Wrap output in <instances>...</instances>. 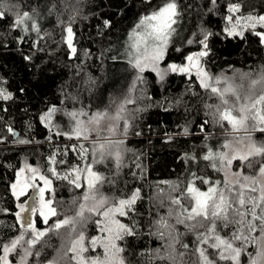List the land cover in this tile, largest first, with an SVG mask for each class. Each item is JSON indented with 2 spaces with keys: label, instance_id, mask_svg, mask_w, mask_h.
<instances>
[{
  "label": "trees",
  "instance_id": "trees-1",
  "mask_svg": "<svg viewBox=\"0 0 264 264\" xmlns=\"http://www.w3.org/2000/svg\"><path fill=\"white\" fill-rule=\"evenodd\" d=\"M162 2L8 0L5 16L0 19V78L6 80L15 99L0 102L7 107L6 112L0 111V136L7 137L0 142V209L9 210L0 211V242H7L20 231L12 227L18 223L14 216L17 201L9 187L19 168L27 163L47 174L45 169L52 166L47 158L55 155L57 172L64 174L72 166H83L79 151H71L72 146L78 149L79 145L89 149L88 159H91L90 141L55 135L53 127L40 119L41 115L50 107H56L58 112L52 118V125L59 131L69 132L73 122L67 113L82 109L89 116L104 110L115 114L119 105L131 98L135 102L126 105L130 126L123 137L124 166L117 172L114 161L107 160L94 167L95 171L115 181L113 184L105 182L101 191L106 196L122 198L135 188L141 190L135 211L129 217L118 216L123 223L135 222L138 232L135 238H127L128 251L124 257L131 264H198V254L194 251L195 232H188L184 225H176L181 234L180 242L175 245V261H170L153 255V250L160 249V256H166V242L150 235V231L159 217L167 215L168 208L172 207L169 200L177 195L165 182L183 190L189 171H194L223 183L224 173L212 169L209 162L199 157L204 154L206 143L223 141L225 130L230 131V126L225 122L222 129L211 123L207 105L218 104L219 100L200 87L194 75L189 79L186 74L169 73L161 82L150 69L140 73L129 63L128 45L135 26L143 15ZM178 3L182 16L175 26L177 35L172 38L160 65L165 68L171 63L184 64L188 55L200 50L198 43L188 44L187 40H199L201 30L208 31L213 33L208 39L210 52L202 61L209 74L221 80L214 86L223 89L231 84L242 95L249 90L259 94L264 84L253 86L251 81L264 71V44L252 31H245L241 38L228 36L223 29L227 4L240 3L243 13L264 14V0H217L216 5H211L209 0H178ZM24 12L42 19L39 33L14 29L13 19ZM104 21H109V26H105ZM69 23L75 33V57L69 56L65 43ZM260 30L258 25L256 31ZM21 37L23 42L19 41ZM247 73L251 76L244 75ZM138 76L142 79H137ZM20 88L24 89L23 93L18 91ZM226 98L232 101L231 95ZM81 119L86 121L87 118ZM205 121L209 123L205 133H201L199 126ZM123 124L124 121H120L121 128ZM6 125H11L18 136L6 132ZM184 126L189 128L190 134L179 135L171 142L166 140V133L175 134ZM206 134H211L212 138L205 141ZM253 137L258 142L264 141V135L259 132ZM18 140H31L32 143L21 144ZM66 148L69 150L65 151ZM185 153L195 154L197 161H190ZM61 158L67 164H60ZM233 169L239 170L238 161ZM244 174L254 173L245 169ZM52 179L58 213L74 216L85 188L76 189L65 180ZM34 219L38 228L44 227L38 215ZM97 219L103 220V217L94 215L84 226L86 247L92 237L102 236L94 222ZM168 222L171 224L174 220ZM233 230L230 226L220 234L227 236ZM75 235L70 234L67 227L60 229L59 235L49 233L41 242L43 246L38 244L33 250L40 255L30 257L29 264H76L71 260L73 254L67 252ZM181 244H187L188 249H183ZM208 253L211 259H217L214 250L208 249ZM84 255L102 256L103 249L97 247L93 251L89 247ZM13 264H16L15 259ZM217 264L227 263L217 261Z\"/></svg>",
  "mask_w": 264,
  "mask_h": 264
},
{
  "label": "snow or ice",
  "instance_id": "snow-or-ice-1",
  "mask_svg": "<svg viewBox=\"0 0 264 264\" xmlns=\"http://www.w3.org/2000/svg\"><path fill=\"white\" fill-rule=\"evenodd\" d=\"M148 2L151 3V0ZM209 3L216 5L217 0H209ZM5 7H8V0H0V19L5 16ZM242 8L240 3H229L225 6L226 26L223 31L228 36L241 38L245 31H252L264 44V14L243 13ZM237 13L239 15H234ZM181 16L178 0H163L152 11L143 15L130 37L129 63L140 73L150 69L156 73L161 82L169 73L186 74L189 79L194 73L198 78L199 86L217 97L218 104L207 105L210 109L211 123L223 129L224 123L227 122L230 131L225 130V138L215 150L206 143L203 146L204 154L199 159L209 162L208 166L212 169L223 172L225 179L221 183L219 180H209L194 171H189V179L183 190H180L176 184L165 182L177 195L170 198L169 203L172 207L168 208L167 215L159 217L150 231V235L166 242L164 247L167 255L160 256V249L153 250V255L160 259L175 261L177 255L175 245L180 242L181 235L177 232L176 225H184L188 232L196 233L194 251L198 254V264H217V261L243 264L242 257L246 259L247 264H264V141L257 142L253 138L255 132L264 135V89L259 94L249 90L242 95L231 84L223 89L214 86L221 83L220 78L211 76L201 63L202 58L209 55L208 39L213 35L204 30H201V39L187 40L188 44L198 43L200 50L188 55L184 65L172 63L161 68L160 64L164 60L167 48L172 38L177 35L175 26ZM32 19L28 12H24L22 16L13 19V27L14 29L22 28L25 32L31 29L39 33L40 29L36 24L30 23ZM104 24L109 26L110 22L104 21ZM258 25L261 28L260 31H256ZM65 31L68 54L70 57H75L77 49L74 45L75 33L71 23ZM23 39L21 37L19 41L23 42ZM25 59L30 60L31 57H25ZM244 75L251 76V73ZM137 79L142 77L138 76ZM251 83L253 86L258 83L264 84V71H261L258 78L253 79ZM18 91L23 93L24 89L20 88ZM229 95L232 97L231 102L226 98ZM14 99L15 94L8 90L6 80L0 78V102ZM134 102L133 99L126 98L115 114L104 110L96 111L89 116L82 109L73 110L67 113L73 122L69 132L59 131L52 125V118L58 112L56 107H50L41 115L40 119L47 121L48 125L53 127L55 135L90 141L91 159H88L89 149L79 145L78 149L77 146H72L71 151H79L83 166H72L64 174L57 172L55 155L47 158L52 165L45 169L47 174H44L39 167H33L27 163L18 169L16 179L9 187L17 201V211L14 216L18 223L12 227L20 231L7 242H0V264H13V259L16 260V264H29L30 257L40 255L39 251L33 250L41 244L43 238L49 233L59 235V230L66 227L70 229V234H76L67 249V252L73 254L71 260L76 264H131V261L124 257V253L128 251L127 238H135L138 235L137 226L135 222L123 223L116 219V216L129 217V214L135 211V204L141 198V190L135 188L130 195L122 196V198L106 196L101 191L105 182L113 184L115 181L95 171L94 167L107 160L114 161L117 172L124 166L123 153L126 150L123 148V137L127 135L130 126L126 105ZM0 111H7L3 103H0ZM81 117H86V121ZM122 120L124 124L121 128ZM102 121H113V123L102 128ZM208 123L205 121L200 124L201 133H205ZM5 131L12 136H18L11 125H6ZM188 134H190L189 128L184 126L175 134L166 133L165 138L171 142L179 135ZM211 138V134L204 136L205 141ZM6 139L7 137L0 136V142ZM245 141L248 142L246 150L241 151L233 147V142L244 144ZM17 142L32 143L31 140ZM68 150L65 149V151ZM184 155L190 161H197L195 154L185 153ZM233 161L239 162L237 172H232ZM59 163L67 164V161L61 158ZM245 169L254 174L245 175ZM52 178L65 180L76 189L85 188L82 202L74 216L58 213V203L54 202L55 190ZM37 179L43 182L42 186L37 183ZM198 185L207 187L202 190ZM29 190H32V195H29ZM21 197L26 198L24 202H19ZM29 200L33 203L29 204ZM72 203L75 204L76 201L73 200ZM89 204L91 206H88ZM0 211L9 212L8 209H0ZM37 215L44 225L43 228L36 226L34 217ZM94 215L103 217V220L94 221L102 236L92 237L86 247L83 229ZM170 219L174 220V223L170 224L168 222ZM49 221L52 222L49 223ZM77 226L80 228L79 231ZM230 226L234 230L227 236H222L220 233ZM89 247L93 251L101 247L103 255L86 257L84 253ZM181 247L188 249L187 244H181ZM208 249L214 250L216 260L209 257ZM179 255L182 257L183 253Z\"/></svg>",
  "mask_w": 264,
  "mask_h": 264
},
{
  "label": "rangeland",
  "instance_id": "rangeland-1",
  "mask_svg": "<svg viewBox=\"0 0 264 264\" xmlns=\"http://www.w3.org/2000/svg\"><path fill=\"white\" fill-rule=\"evenodd\" d=\"M234 15H239V13H237V14H234ZM32 16V15H31ZM33 17V19H32V21L30 22V23H35L36 24V26L40 29V25H41V22H43L42 21V19H40L39 17H37V16H32ZM28 32V31H27ZM29 32H33V33H37V32H35V31H33V30H29ZM66 36V35H65ZM196 52H198V51H196ZM193 53H195V52H193ZM192 54V53H191ZM186 63V62H185ZM184 63V64H185ZM201 63H202V65L204 66V64H203V61L201 60ZM172 64V63H171ZM176 64V63H175ZM184 64H177V65H184ZM160 67L161 68H163L161 65H160ZM205 67V66H204ZM192 75H194L195 76V74L193 73ZM196 77V76H195ZM197 78V77H196ZM198 79V78H197ZM113 123V121H107V122H104V121H102V123H101V127L102 128H105V127H107L108 125H110V124H112ZM255 133H257V132H255ZM254 134V133H253ZM240 135H243V133H240ZM93 137H94V134H93ZM254 138V140H255V137H253ZM257 139V138H256ZM256 141V140H255ZM223 141H217V142H211L210 143V145L213 147V149L215 150L217 147H218V145L220 144V143H222ZM258 142V141H257ZM247 141H245L244 142V144H238V143H236V142H233V147H235V148H237V149H239V150H241V151H243V150H246V146H247ZM235 163H237V161H233V165H232V172H237L238 170H236V169H233L234 168V165H235ZM24 166V165H23ZM22 166V167H23ZM34 167V166H33ZM205 178L206 179H209V180H212V179H214L212 176H205ZM230 179H231V177H229ZM16 179V178H15ZM37 183L38 184H40L41 186H42V181H39L38 179H37ZM206 185L205 186H202L201 188H202V190H205L206 189ZM29 195H32V190H29ZM26 198L25 197H21V200L19 201V202H24V200H25ZM28 203L29 204H31V203H33V201H31V200H29L28 201ZM119 215H117L116 216V219H119V220H121L122 221V219L120 218V217H118ZM35 218V217H34ZM222 236H225V235H222ZM250 251V250H249ZM208 255H209V257H210V254L208 253ZM242 261H243V264H247V261H246V259L245 258H243L242 257ZM224 263H227V262H224Z\"/></svg>",
  "mask_w": 264,
  "mask_h": 264
}]
</instances>
